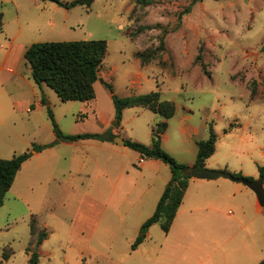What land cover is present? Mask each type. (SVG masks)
I'll list each match as a JSON object with an SVG mask.
<instances>
[{"label": "rangeland", "instance_id": "obj_1", "mask_svg": "<svg viewBox=\"0 0 264 264\" xmlns=\"http://www.w3.org/2000/svg\"><path fill=\"white\" fill-rule=\"evenodd\" d=\"M191 3L94 0L68 8L53 0H0V79L10 77L0 80V156L30 151L32 157L33 145H43L39 157H29L18 171L0 206V264H28V248L37 249L39 264H156L164 251L165 232L158 222L150 226L151 237L147 233L137 249L131 246L156 209L169 166L147 164L140 176L141 155L114 138L64 143L52 134L49 110L65 133H104L108 121L115 136L144 144L164 117L133 106L124 109L118 124L111 91L99 80L93 100H61L53 88L32 78L24 52L33 42L105 39L99 73L116 95L158 90L161 99L175 102L176 112L167 119L166 151L179 161L194 160L196 140L207 138L212 125L217 140L209 161L215 167L205 168L259 178L258 166L264 165V0ZM187 5L191 10L180 16ZM7 56L12 70L24 78L1 71ZM37 99L42 108L35 106ZM17 100H30L32 109L26 110L27 102L15 108ZM223 179L256 197L240 181L224 176L214 181ZM245 198L238 194L219 203V216L238 213ZM31 218L37 219L36 233H31ZM261 221L264 233V216ZM41 230L49 235L38 246ZM205 245L216 252L209 263L196 254ZM222 246L217 250V243L207 238H188L180 251L189 256L180 262L226 264L235 250H243L234 240Z\"/></svg>", "mask_w": 264, "mask_h": 264}, {"label": "trees", "instance_id": "obj_2", "mask_svg": "<svg viewBox=\"0 0 264 264\" xmlns=\"http://www.w3.org/2000/svg\"><path fill=\"white\" fill-rule=\"evenodd\" d=\"M58 4L70 8L76 5L89 6L94 0H72L71 2H62L53 0ZM196 0H192V3ZM191 10V5H187L181 11L180 16ZM0 13V26L2 25ZM107 53V41L100 38L77 39V40H57L41 41L31 43L25 50L24 56L31 67L32 78L37 84L46 83L53 88L63 101L81 100L88 101L96 96L94 83L101 81L110 89L115 109V121L122 120L125 108L133 106H143L164 117V120L156 123L152 128V141L150 144H144L139 141L125 139V144L138 151L143 158H158L167 163L171 168V178L166 184L162 195L160 196L154 213L147 218L140 227V234L133 242L131 248L136 249L143 242L150 226L159 222L162 229L168 232L172 221L180 206L185 191L193 177V168L203 169L206 167V159L210 157L216 149L217 135L213 126L209 127V136L205 139L196 140L198 151L193 165L179 162L172 154L162 146V134L168 127V121L176 112V104L173 100L161 99L160 92L153 90L151 92L139 95L118 96L112 91L111 82L100 76V69ZM141 63L145 64L142 53L138 54ZM255 83L251 87V94H255ZM56 135L63 140H78L81 138H96L102 140H112L115 134L112 129H107L104 133L85 132V133H65L58 126L53 112L49 110ZM43 145L34 144L33 150L39 151ZM31 156L30 151H24L14 154L10 158L0 157V206L4 204L6 193L10 190L18 170L23 162ZM226 171V170H224ZM259 177L264 179V165L258 166ZM248 179H254L251 176H244L241 172L234 173ZM34 216V215H33ZM31 233L37 231V219L30 220ZM49 233L41 230L37 234L36 245H40ZM30 258L28 264H39V252L37 249H30ZM5 254V259L12 255ZM264 264V261L259 263Z\"/></svg>", "mask_w": 264, "mask_h": 264}, {"label": "crops", "instance_id": "obj_3", "mask_svg": "<svg viewBox=\"0 0 264 264\" xmlns=\"http://www.w3.org/2000/svg\"><path fill=\"white\" fill-rule=\"evenodd\" d=\"M6 63L8 69L5 67ZM1 71L4 73L9 71L10 73H12V75L14 74L16 76H19V78H24L21 71L12 70V66L11 64H9L8 56L4 62V65L1 67ZM7 79H10V77H8ZM7 79L2 78L0 80L2 82V81H7ZM95 83H94V87H95ZM29 101L30 100H26V101L17 100L14 102V106L16 108L17 105H21L22 103L27 102L26 110H30L32 109V106L30 105ZM37 105L39 108H42L41 100L37 99L35 106ZM188 117L189 115L184 116V118H188ZM108 128H110L108 121L106 122L104 121L103 131L107 130ZM181 129L183 131L184 127L181 126ZM52 132L54 136V129ZM113 132L115 134L116 129H114ZM81 139H86V138H81ZM78 140H72V141L75 142ZM167 140H168V134L165 131L162 134V146ZM72 141L64 140L63 142L69 144ZM151 141H152V133H151ZM197 151H198V146H197ZM40 152L41 151L33 150L34 154L30 158L31 159L38 158ZM137 153L140 154L138 151ZM196 156H197V152H196ZM196 156L194 160H190L188 162L187 161L183 162L184 160H180V161L178 160V161L189 165H193L196 160ZM210 157L206 159V167H215L213 162L209 161ZM30 158L25 160L23 164L26 161H29ZM138 160L141 166V169L139 170L140 176L141 174H143V170H144L142 167L148 168L149 166H155V167L162 166V168H164L162 164H167L158 158L145 159L140 156ZM147 164H149L148 167H146ZM225 169L227 170L228 168ZM171 174L172 172L170 168V173L166 177H164V180H162L163 187L166 186V184L168 183L169 179L171 178ZM238 194L246 195L245 198L246 204L239 205L238 213L228 214L227 212H224V217L219 216L217 212V208L219 207L218 204L221 203L220 205H223L225 204V202L231 200L233 197H236ZM261 216H264V207L259 203L257 197H254L251 191H249V189H247L246 187L239 185L237 183H232L227 179L214 181V179H201V178L192 177L185 191L183 200L180 206L178 207L176 215L172 221L169 231L168 232L164 231L165 240L161 244L162 250L164 251L157 254L156 264H181L180 259L189 256V254L182 255L184 251V249L180 251L182 244L184 245L188 238L195 239L198 237L207 238L209 241H213L217 243L218 245L217 250L223 248L224 246L222 245L231 240H234L235 243L237 242L241 243L243 250H235L226 264H259L264 261V252L260 251L261 237L263 238L264 235V233H262L259 230V225L262 223ZM149 229L147 233H148V237H151ZM191 241H195V240H191ZM139 246L140 244L138 245V247ZM204 247H205L204 250L197 251L196 254H202L203 256H205V260L208 263L212 262L213 261L212 259L215 256L214 254H216V252L209 251L208 245H205Z\"/></svg>", "mask_w": 264, "mask_h": 264}, {"label": "water", "instance_id": "obj_4", "mask_svg": "<svg viewBox=\"0 0 264 264\" xmlns=\"http://www.w3.org/2000/svg\"><path fill=\"white\" fill-rule=\"evenodd\" d=\"M114 140L121 145L125 144V140L118 136H115ZM192 174L193 177L201 178V179H215L224 176L234 181H240L254 191L259 203L264 207V179L262 177L256 179H248L242 176H237L229 171L215 170L208 168H203V169L193 168Z\"/></svg>", "mask_w": 264, "mask_h": 264}]
</instances>
